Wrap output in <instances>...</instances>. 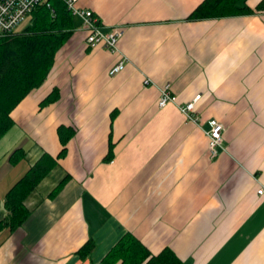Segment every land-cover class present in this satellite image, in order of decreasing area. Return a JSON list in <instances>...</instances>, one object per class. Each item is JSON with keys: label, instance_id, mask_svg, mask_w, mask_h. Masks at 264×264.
<instances>
[{"label": "crops", "instance_id": "1", "mask_svg": "<svg viewBox=\"0 0 264 264\" xmlns=\"http://www.w3.org/2000/svg\"><path fill=\"white\" fill-rule=\"evenodd\" d=\"M201 1H78L102 32L121 30L118 51L87 48L73 16L45 80L11 110L0 137V220L9 187L42 153L59 152L56 127L74 134L25 197L27 217L12 229L0 224V264H106L126 232L152 254L171 250L179 264H264V195L256 194L264 188V10L187 20ZM121 58L123 69L109 76ZM166 82L178 102L200 94L196 121L157 106ZM52 89L57 98L40 105ZM209 119L221 124L213 157ZM15 149L21 156L11 162ZM87 240L94 249L82 258L76 250Z\"/></svg>", "mask_w": 264, "mask_h": 264}, {"label": "trees", "instance_id": "2", "mask_svg": "<svg viewBox=\"0 0 264 264\" xmlns=\"http://www.w3.org/2000/svg\"><path fill=\"white\" fill-rule=\"evenodd\" d=\"M264 10V0L253 8L237 5V0H202L187 15V20L229 15L248 14ZM73 16L61 0H46L38 3L28 16V23L20 30L0 36V137L11 126V110L32 89L46 78L55 52L73 31ZM57 98V89H52L39 103L47 104ZM74 134L71 126L58 125L56 135L60 150L55 157L44 152L6 191L3 204L6 209L4 220L12 229L27 217L23 201L43 176L55 165L65 152V145ZM107 159L111 155L113 142L108 135ZM21 149H15L9 160L15 162ZM67 176L51 190L52 197L64 185ZM94 249L93 240L85 241L76 253L85 258ZM106 264H179V258L169 249L152 254L138 239L126 232L110 248L103 258Z\"/></svg>", "mask_w": 264, "mask_h": 264}, {"label": "built area", "instance_id": "3", "mask_svg": "<svg viewBox=\"0 0 264 264\" xmlns=\"http://www.w3.org/2000/svg\"><path fill=\"white\" fill-rule=\"evenodd\" d=\"M72 16L79 19V29L84 34V44L87 48L101 47L104 50L116 54L118 51L117 40L121 30L112 28L108 32L100 29V20L92 10L78 5L79 0H61ZM40 2L46 0H0V36L16 30V27L30 14L33 8ZM124 67L123 58L116 60L107 70L109 76H114ZM143 84H151L149 79H144ZM159 95L157 106L162 108L168 104H173L184 115L187 120H197L194 109L195 103L199 100L200 94H195L190 100L178 102L176 96L170 90L168 82L158 88ZM206 133L207 150L210 157L215 156L216 147L221 142V124L215 119H209ZM256 194L264 195V188L256 189Z\"/></svg>", "mask_w": 264, "mask_h": 264}, {"label": "rangeland", "instance_id": "4", "mask_svg": "<svg viewBox=\"0 0 264 264\" xmlns=\"http://www.w3.org/2000/svg\"><path fill=\"white\" fill-rule=\"evenodd\" d=\"M28 23V18L26 17L17 27L16 30H20Z\"/></svg>", "mask_w": 264, "mask_h": 264}]
</instances>
